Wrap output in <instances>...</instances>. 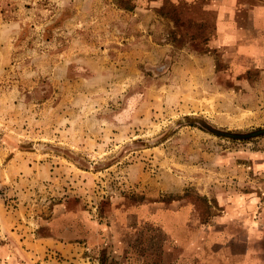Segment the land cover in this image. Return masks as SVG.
Instances as JSON below:
<instances>
[{
    "label": "rangeland",
    "instance_id": "374dc122",
    "mask_svg": "<svg viewBox=\"0 0 264 264\" xmlns=\"http://www.w3.org/2000/svg\"><path fill=\"white\" fill-rule=\"evenodd\" d=\"M217 4L0 0V229L31 259L207 264L228 224L226 264H264V82L211 48Z\"/></svg>",
    "mask_w": 264,
    "mask_h": 264
},
{
    "label": "crops",
    "instance_id": "0c3cea01",
    "mask_svg": "<svg viewBox=\"0 0 264 264\" xmlns=\"http://www.w3.org/2000/svg\"><path fill=\"white\" fill-rule=\"evenodd\" d=\"M216 1H218L217 6L222 8V11L218 17H214L215 31L212 38L213 46L211 48L220 49V52L224 54L222 57L226 58V60L232 58L231 63L234 64L235 68L242 70L246 75L244 82L248 87H250L253 81V79L248 76V73L249 75L254 74L256 80L262 79V82H264V0ZM253 2L254 4H252ZM216 55L217 54H214L213 60H217ZM261 84L264 85V83ZM181 209H183L181 214L184 226L188 228L192 236L189 238V241L185 243L175 242L181 249L186 250L190 247V244L193 243L191 242L193 241L192 238L197 237V234L195 235L196 231L191 230V232L188 227L190 210L185 207ZM140 210L139 219H144L141 216L154 214L147 206ZM177 212L180 214V209L175 212L169 211V214ZM230 226L231 225L228 224L224 225L219 231L215 232L211 230V232L207 234L205 239L206 245L202 247L203 252L206 253V257L208 256V259H206L208 260V262H206L207 264H226V261L231 260L233 257H235V260L240 258V256H234L236 253L231 249L230 242L232 240L230 241L228 238H233L235 229ZM62 228H64L68 234H78L79 237H84V229L79 224H65ZM78 235L73 236L77 237ZM254 236L256 235H251L246 241H249ZM42 240V243H38L36 242L37 240H34L35 244L33 245V251L35 253L42 255L44 248L47 246L48 248L56 250V252H60V256L65 260L61 259L57 261L56 259H50L36 261V258L31 259L34 253L27 252L24 246L20 245L22 244V240H15L13 237H8L6 231L4 232L0 229V264H95V262H90L87 258L85 259L74 255L68 256L70 254L69 247L64 246V243L57 241L55 238H46ZM247 243H250V241ZM217 246L219 250L209 251ZM208 248L211 249L208 250ZM41 255H38L39 258L37 259H40L42 257ZM240 261L243 262V260Z\"/></svg>",
    "mask_w": 264,
    "mask_h": 264
},
{
    "label": "flooded vegetation",
    "instance_id": "af4514ba",
    "mask_svg": "<svg viewBox=\"0 0 264 264\" xmlns=\"http://www.w3.org/2000/svg\"><path fill=\"white\" fill-rule=\"evenodd\" d=\"M63 226V225H62ZM62 226L59 228L60 231L64 230V228H62ZM77 232V231H76ZM68 233V232H67ZM82 237V236H81Z\"/></svg>",
    "mask_w": 264,
    "mask_h": 264
}]
</instances>
